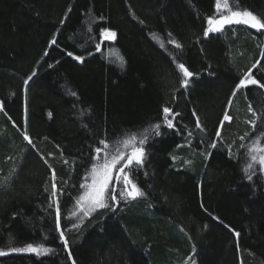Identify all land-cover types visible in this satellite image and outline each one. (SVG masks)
<instances>
[{
  "label": "trees",
  "instance_id": "1",
  "mask_svg": "<svg viewBox=\"0 0 264 264\" xmlns=\"http://www.w3.org/2000/svg\"><path fill=\"white\" fill-rule=\"evenodd\" d=\"M215 1L0 0V252L50 249L0 264H264V31L205 35ZM133 134L142 201L76 221L100 142Z\"/></svg>",
  "mask_w": 264,
  "mask_h": 264
},
{
  "label": "snow or ice",
  "instance_id": "2",
  "mask_svg": "<svg viewBox=\"0 0 264 264\" xmlns=\"http://www.w3.org/2000/svg\"><path fill=\"white\" fill-rule=\"evenodd\" d=\"M221 2L220 0H217L216 3V8L220 9L221 8ZM223 7L225 9L229 8V3L228 0H224L223 3ZM208 25L209 28L205 31V35H208L209 32H214V31H220L223 26L225 24H244V25H248L252 28H255L257 30L259 29H264V21L261 20V18L257 17L256 15H254L252 12L250 11H230V14L227 16H222L220 19H213V18H209L208 19ZM107 37L109 38H115V33L114 32H109L108 30H105L104 33ZM171 43H175V41H170ZM52 43H55V40L52 41ZM176 47L179 48L180 45L176 44ZM69 56L72 55V53H68ZM76 59H80V57H76ZM180 72L183 73V76L185 78L191 77L192 73L185 67L184 64H179L178 65ZM188 84V79H184L182 81V85L183 86H187ZM248 84L251 85H256L258 84V81L255 79H251L248 78L247 80H241L238 87H246ZM264 87V86H262ZM73 95H75V93H72ZM163 112L165 114L164 119L165 122L167 123V126L169 128H172L174 125L172 124V121L168 119V115L170 114V109L165 107L163 109ZM225 120L229 119L228 116L224 117ZM197 127H199V122H197ZM160 125L157 124L154 126V128L157 130L156 134L159 135V129ZM217 135H219V133H217ZM25 139H28L27 136H25ZM146 139V137L144 138ZM144 139H141L139 141L140 145H143L144 143ZM135 141H136V136L133 134L131 135V137L129 139H126L123 141V144L125 145V147H127L129 144H132V151L130 153V155L127 157V161L126 163L119 168L118 173L115 177L116 181L118 182H122L124 187L123 189L120 191L119 195L122 198H130L132 200L137 199L138 197H142L144 196V193L140 190V188L137 186L136 183L133 182V180L130 178L129 176V172L134 174L135 166H139L143 163V156H144V151L142 147H137L135 146ZM29 143H31V141L29 140ZM101 144H104L105 148L108 147L107 143H105V141H101ZM213 147H215V145H213ZM101 151L100 148L96 149V152L99 154ZM250 151L252 152H256V151H260V152H264V148H257V147H253ZM124 159V154L120 153L118 156H112L111 159H109L108 157H105L102 163H98L96 165H93L92 168V183L90 185L87 186H82V187H86L87 191L85 192V194L83 196H81L79 198V200L77 201L78 204H83L84 202H90V205L96 208H104L106 207L105 204V196L106 193L110 192V198L111 200H116V192L115 189H111L109 190V184L110 182H112L113 180V169L116 167V165ZM251 159L253 161L257 160V157L255 155H253L251 157ZM258 163L264 167V156H261L259 158ZM252 165H249V168H251ZM126 169L128 171H126ZM122 174V175H121ZM251 177H249L250 179ZM53 197L56 196V185L53 184ZM56 213H57V224L56 227L57 229L60 227L59 224V207H58V203H57V208H56ZM73 215H75V213H73ZM85 215H87V212H85ZM61 238L63 239V232H61ZM67 243V241H65V244ZM14 251H30L33 253H36L37 255L40 254H46L47 252L50 251V249L45 248L43 246H33L32 244H28L25 248L22 249H13ZM3 252H0V255H3Z\"/></svg>",
  "mask_w": 264,
  "mask_h": 264
},
{
  "label": "rangeland",
  "instance_id": "3",
  "mask_svg": "<svg viewBox=\"0 0 264 264\" xmlns=\"http://www.w3.org/2000/svg\"><path fill=\"white\" fill-rule=\"evenodd\" d=\"M220 2H221V8L220 9H217L216 8V3H217V0L215 1V6H214V11H215V16L214 17H211V18H213V19H220L222 16H227V15H229L230 14V10L229 9H225L224 7H223V3H224V0H220ZM232 11V10H231ZM233 24H236V23H233ZM248 26V25H247ZM209 28V25L207 24V27H206V30ZM259 30H263L264 31V29H259ZM215 32V31H214ZM211 32H209L208 34H210ZM103 38H105V39H111V38H109V37H107L105 34L103 35ZM0 111H2V109H1V104H0ZM225 116H227V115H225ZM228 120V119H227ZM220 129V128H219ZM130 137H126V138H123V139H121V140H117V141H114V142H105V143H107V145H108V147L107 148H105V146H104V144H103V148H101V151H100V153L98 154L97 152H96V150H95V157H94V163H93V165H96V164H98V163H102L103 162V160H104V158L105 157H108L109 159H111V157L112 156H118L120 153H123L124 154V159L123 160H121L117 165H116V167L113 169V180H112V182H110V184H109V190H111V189H115V192H116V200H111V198H110V192L109 193H106V196H105V204H107V203H111V202H113V204H118L119 202H121V201H124V200H126L127 198H122L120 195H119V193H120V191L123 189V187H124V185H123V183L122 182H118V181H116V179H115V177H116V175H117V173H118V170H119V168L120 167H122L125 163H126V161H127V157L130 155V153H131V151H132V147H133V145L132 144H129L127 147H125V145L123 144V141L124 140H126V139H129ZM142 139V137H138V136H136V141H135V146H137V147H142L143 148V145H144V143H143V145H140L139 144V141ZM251 144H253L254 145V147H258V144H257V142H255V141H251L250 142V145ZM252 145V146H253ZM251 146V147H252ZM250 147V148H251ZM260 148H264V147H261L260 146ZM144 151V150H143ZM255 153L256 152H252V154L253 155H255ZM261 156H264V152H260V151H258L257 152V164L259 165V168L261 169V172L263 173L264 172V167H262L259 163H258V161H259V158L261 157ZM144 157V156H143ZM93 165H92V168H93ZM92 168H91V170H90V172H89V174L87 175V178H86V181H85V186H87V185H90L91 183H92V180H93V177H92ZM126 171H128L127 169H126ZM122 175V174H121ZM87 191V188L85 187V189H84V193H83V195L85 194V192ZM82 195V196H83ZM144 196H142V197H138V199L140 200V201H142V198H143ZM57 207H56V203H55V209H56ZM97 209H101V208H96V207H93V206H91L90 205V202H84L82 205L80 204H78L77 205V207L75 208V209H73L72 211H71V217H76V221H79V220H81L82 218H84L86 215H85V212H87V213H90V212H92V211H94V210H97ZM73 213H75V215H73ZM56 217H57V213H56ZM59 229V231H60V228H58ZM35 247V246H34ZM22 249V248H21ZM4 254H7V253H31V254H36V253H33V252H30V251H14V250H11L10 252H3ZM3 254V255H4ZM193 262H195L194 261V259H192V263Z\"/></svg>",
  "mask_w": 264,
  "mask_h": 264
},
{
  "label": "water",
  "instance_id": "4",
  "mask_svg": "<svg viewBox=\"0 0 264 264\" xmlns=\"http://www.w3.org/2000/svg\"><path fill=\"white\" fill-rule=\"evenodd\" d=\"M248 78H251V79H253V76H252V75H249L248 77H246V78H243V80H247ZM248 85H250V84H248ZM248 85H247V86H248ZM247 86H246V87H247ZM246 87H243V88H246Z\"/></svg>",
  "mask_w": 264,
  "mask_h": 264
},
{
  "label": "bare ground",
  "instance_id": "5",
  "mask_svg": "<svg viewBox=\"0 0 264 264\" xmlns=\"http://www.w3.org/2000/svg\"><path fill=\"white\" fill-rule=\"evenodd\" d=\"M247 77H248V76H247ZM245 78H246V77H245ZM250 85H251V84H250ZM250 85H248V86H250ZM248 86H247V87H248Z\"/></svg>",
  "mask_w": 264,
  "mask_h": 264
}]
</instances>
